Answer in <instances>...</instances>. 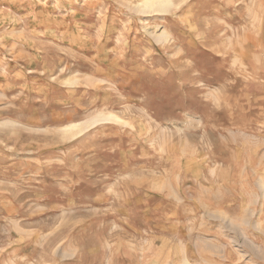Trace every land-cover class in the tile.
Listing matches in <instances>:
<instances>
[{
  "label": "rangeland",
  "instance_id": "1",
  "mask_svg": "<svg viewBox=\"0 0 264 264\" xmlns=\"http://www.w3.org/2000/svg\"><path fill=\"white\" fill-rule=\"evenodd\" d=\"M142 1L0 0V264H264V0Z\"/></svg>",
  "mask_w": 264,
  "mask_h": 264
},
{
  "label": "bare ground",
  "instance_id": "2",
  "mask_svg": "<svg viewBox=\"0 0 264 264\" xmlns=\"http://www.w3.org/2000/svg\"><path fill=\"white\" fill-rule=\"evenodd\" d=\"M170 1L169 0H143L142 3L140 4L144 9H149V10H158L160 7H165L167 4H169ZM99 116V115H98ZM96 117L97 119H99V117ZM104 117V116H103ZM102 118V116H101ZM105 118V117H104ZM103 119V118H102ZM107 119V118H105ZM91 120V119H90ZM101 120V119H100ZM93 121V120H92ZM91 121V122H92ZM76 124V123H75ZM87 124V123H85ZM81 125V124H80ZM75 126V125H74ZM84 126V124H83ZM87 127V126H86ZM89 127V125H88ZM85 128V127H84ZM71 129H72V126H71ZM70 129V130H71ZM79 129V128H78ZM83 130V129H82ZM68 131V130H67ZM72 133V132H71ZM71 135V134H70ZM186 264V263H185Z\"/></svg>",
  "mask_w": 264,
  "mask_h": 264
}]
</instances>
